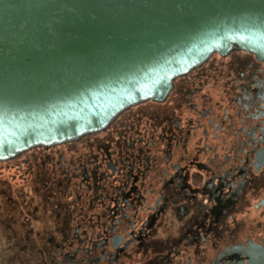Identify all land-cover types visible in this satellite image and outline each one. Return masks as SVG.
I'll list each match as a JSON object with an SVG mask.
<instances>
[{
	"label": "flooded vegetation",
	"instance_id": "af4514ba",
	"mask_svg": "<svg viewBox=\"0 0 264 264\" xmlns=\"http://www.w3.org/2000/svg\"><path fill=\"white\" fill-rule=\"evenodd\" d=\"M0 264H264V61L214 54L165 101L0 162Z\"/></svg>",
	"mask_w": 264,
	"mask_h": 264
},
{
	"label": "water",
	"instance_id": "95a60500",
	"mask_svg": "<svg viewBox=\"0 0 264 264\" xmlns=\"http://www.w3.org/2000/svg\"><path fill=\"white\" fill-rule=\"evenodd\" d=\"M235 51L264 61V0H0V162L103 132Z\"/></svg>",
	"mask_w": 264,
	"mask_h": 264
}]
</instances>
